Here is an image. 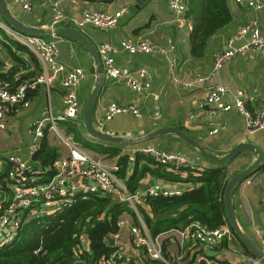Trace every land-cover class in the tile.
<instances>
[{"label": "crops", "instance_id": "1", "mask_svg": "<svg viewBox=\"0 0 264 264\" xmlns=\"http://www.w3.org/2000/svg\"><path fill=\"white\" fill-rule=\"evenodd\" d=\"M6 1L16 19L28 27L39 29H51L54 15L51 3L55 1H60L64 13L69 18L68 23L62 24L59 28L77 29L73 20L79 19L86 10H102L113 13L124 6L128 7V11L121 18L117 28L103 31L88 27L82 32L97 51L103 43L112 44L117 49L115 58L119 67L130 70L146 69L152 79V89L150 94H137L125 83L105 78L103 89L94 109L93 119L98 130L112 136L138 140L158 129L173 126L182 129L190 137L200 142L209 152L219 157L227 155L237 145L243 143L254 145L264 154V131L250 134L244 117L237 110L215 115L212 112V107L205 105L207 89L211 85H221L228 90L226 96L228 103H233L236 93L243 91L248 109L252 113L256 112L264 101V58L259 51L254 50L249 55L234 58L210 83L204 84L196 90L187 91L174 84L169 71L170 63L164 54L132 55L124 51L121 46L123 41L138 43L142 40L166 49L174 46V53L179 62L178 78L181 81H192L210 73L216 55L224 49L227 40L240 27L250 21L257 20L259 28L264 34V14L262 12L249 9L244 5H238L236 0H228L233 16L232 23L209 39L204 57L194 58L191 54V33L194 23L192 18L188 16L189 11L187 13L189 25L184 27L170 11L168 0H142L140 3L138 2L140 0H116L111 4L86 0H47L48 4L46 5H43V0H32L33 11L29 14L25 13L22 7L14 3L13 0ZM2 19L6 22L3 16ZM42 37L46 40H56L58 58L65 65L67 71L82 69L85 72V79L78 90L80 117L76 122L58 123L60 133L74 138L68 132L67 127V125L74 123L81 130L83 137L90 143L102 142L92 138L82 123L85 104L98 82V70L92 55L82 42L74 38ZM9 43L10 51L0 40V58L3 62L1 69L3 71L15 68L17 69L15 75L19 78L33 77L41 73L39 60L32 52L25 47L18 49L13 41ZM62 78L63 75L56 80L50 90L41 87L30 93L28 106L12 107L6 113L7 128L5 130L0 129V180L6 175L9 167V156L21 157L29 163L30 168H35L32 164L33 156L30 154V147L35 143L32 129L37 121L51 116L57 117L63 113L65 89L61 83ZM10 80L16 84L15 79ZM154 95H159V99L155 100ZM111 103L136 106L141 111L142 117L137 118L132 114L118 115L101 128L99 124L104 109ZM221 124L225 125L226 129L216 135H210V132ZM50 127V122H47L44 137L51 146L59 149V158L66 157L69 154V148L62 141L55 140V134L58 135V133ZM43 138L39 142L40 145ZM114 145L121 147L122 155L129 157L128 177L132 175L135 169L137 153L150 158L141 151L148 147L185 155L193 161L194 168L210 169L218 166V164L206 160L197 150L174 134L158 136L131 144ZM84 150L93 157L102 160L109 167L117 166L119 168V157L108 158L85 148ZM132 157L135 160L133 162L131 161ZM254 161L255 157L250 153L239 155L227 165L229 179L247 169ZM145 165L155 168L154 165L147 164L145 161L139 163L138 166L141 169ZM35 169L40 172L38 176L40 183L46 182L54 176L45 179L42 176L44 174L42 170L40 168ZM167 171L170 172L168 169ZM186 176V173L182 174L183 178ZM121 181L125 182L124 180ZM124 185L127 188L125 183ZM156 185L165 189L180 190L183 193L198 187V184L172 182L150 172L145 173L136 192L139 195L136 208L130 205V208L136 212L140 225H136V220L131 214L124 213L120 219V222L124 224L120 227L118 237L113 239L111 236L109 239V243L111 240L114 241L112 245L115 249L122 248L126 253L132 255V264H162L146 259L143 250L135 247L131 232L133 227H139L150 234V230L139 214L137 206L140 205L149 211V208L144 205V199L148 197L149 190ZM8 195V191L1 190L0 200L7 199ZM76 197L73 199L74 202ZM232 199L234 202L237 201L239 205L235 207V213L241 230L261 251L264 240V164L251 178L234 189ZM184 225L185 222L180 224L178 229ZM176 230L164 232L159 236L163 243L164 256L172 264H248L247 259L254 257L249 249L237 240L236 236L232 243L225 241L216 248L207 249L200 244L183 240ZM82 241L84 251H89L87 236H84Z\"/></svg>", "mask_w": 264, "mask_h": 264}, {"label": "built area", "instance_id": "2", "mask_svg": "<svg viewBox=\"0 0 264 264\" xmlns=\"http://www.w3.org/2000/svg\"><path fill=\"white\" fill-rule=\"evenodd\" d=\"M13 1L20 5L25 13L29 14L33 11L32 0ZM168 2L173 15L182 26L187 27L189 25L188 0H168ZM236 2L238 5H244L264 14L263 0H236ZM42 3L43 5L48 4L47 0H43ZM51 8L54 14L51 29L68 23L69 18L64 13L60 1L52 2ZM127 11V6L113 13L102 10H86L79 19H74L73 22L81 31L88 27L103 31L112 30L118 27L121 18ZM0 30L10 39L32 52L38 58L41 67V73L33 77L17 79L16 84L4 78V71L0 68V129L7 128L6 113L12 107L28 106L30 93L41 87L50 90L56 80L63 75L61 83L65 89L64 111L57 117L51 116L34 124L32 133L35 143L30 147V154L33 156L38 152L39 142L45 135L47 122H50V128L61 135L60 140L69 148V154L66 157H60L55 161L56 174L43 183L38 182L40 172L30 169L27 161L18 156H9L7 179L0 182V191L5 189L9 192L7 199L0 200V248L14 243L26 221L54 214L62 207H70L78 194L83 198L100 194L120 203H129L136 208L139 195L130 193L125 187L117 175L119 168L117 166L109 167L102 160L85 151L82 144L73 137L64 136L59 131L58 123L76 122L80 117L78 90L85 79V72L82 69L67 71L65 65L58 58V45L55 39L46 40L40 36H30L18 32L3 21L1 13ZM121 46L124 51L132 55L164 54L170 63L169 71L174 84L187 91L196 90L202 85L210 83L228 63L238 56L249 55L256 50L264 58V34L261 32L257 20L250 21L240 27L227 40L224 49L216 55L208 75L197 77L192 81H181L178 78L179 62L174 53V46L166 49L146 40L138 43L123 41ZM116 53L117 49L110 43H103L99 46L98 54L105 78L123 82L137 94H150L152 79L148 71L144 68L130 70L119 67L115 58ZM227 94L228 90L224 86L211 85L207 89L205 105L212 107V112L215 115L237 110L244 117L250 134L264 131V101L257 111L252 113L246 105L243 91L236 93L233 103L226 101ZM154 98L158 100L159 95H154ZM123 114H132L137 118L142 117L141 111L136 106L111 103L104 109L100 127L103 128L116 116ZM225 129V125H218L210 132V135H216ZM141 151L169 171L179 168H194V163L189 157L177 152L162 151L155 147H148ZM131 161H135L133 157ZM182 193L180 190L165 189L156 185L149 190L148 196L174 197L180 196ZM123 224L120 222V227ZM131 232L135 247L143 250L146 259L151 262L172 264L164 256L163 243L159 237L154 238L145 229L139 227H133ZM176 232L183 240L192 241L207 249L216 248L225 241L232 243L235 239V235L228 225L208 229L200 223L193 222ZM119 233L114 235L113 239L118 237ZM84 252L83 241H81V244L77 246L76 255H81ZM261 252L264 255V240ZM132 260V255L126 253L122 248H116L111 256L103 259L100 264H132ZM247 263L262 264L255 257H249Z\"/></svg>", "mask_w": 264, "mask_h": 264}, {"label": "trees", "instance_id": "3", "mask_svg": "<svg viewBox=\"0 0 264 264\" xmlns=\"http://www.w3.org/2000/svg\"><path fill=\"white\" fill-rule=\"evenodd\" d=\"M86 1L111 4L116 0ZM188 2L190 7L188 16L194 23L191 33V54L194 58H202L206 54L209 39L228 27L233 21V16L228 0ZM4 35L9 41L4 40L2 44L10 51L9 42L13 40L5 33ZM13 44L18 49L23 47L15 41ZM2 65L0 58V68ZM16 73L17 69L13 68L4 71L3 77L15 81L21 79L15 75ZM67 127L68 132L76 141L81 142L86 150L108 158L119 157L117 175L125 181L130 193L137 192L146 172L172 182L198 184V187L185 191L180 196L146 197L144 205L149 211L140 205L137 206L152 237H159L162 233L174 229L178 230V226L184 222L183 227L197 222L208 229L225 225L232 229L224 203V190L229 181L227 165H218L210 169L179 168L172 170L174 172H168L153 158L137 153L135 169L128 177L129 157L122 155L121 147L104 142L90 143L83 137L76 124L72 123ZM59 156V149L51 146L44 137L38 152L33 155L32 164L42 170L45 179H50L56 173L54 163ZM142 161L154 165L155 168L145 165L140 169L138 165ZM35 168L30 169L38 170ZM184 173L187 176L183 178ZM6 179L7 173L0 182ZM127 212L139 226L137 214L130 208L129 203H120L100 194L89 195L86 198L78 194L70 207H63L54 214L26 221L14 243L0 248V264H100L115 251L109 239L119 233L120 219ZM232 231L240 241L233 229ZM84 236L88 238L89 251L76 255L77 246L81 244Z\"/></svg>", "mask_w": 264, "mask_h": 264}, {"label": "water", "instance_id": "4", "mask_svg": "<svg viewBox=\"0 0 264 264\" xmlns=\"http://www.w3.org/2000/svg\"><path fill=\"white\" fill-rule=\"evenodd\" d=\"M142 0L138 1L139 3ZM0 12L5 19V21L16 31L25 33L30 36H56V37H71L74 38L80 42H82L85 47L88 49L90 54L92 55L96 68L98 70V82L97 85L90 95L86 107L83 113V119L82 123L87 131V133L94 139H98L102 142L107 143H114V144H120V143H136L140 141H146L153 139L158 136H165L168 134H174L178 137H180L182 140H184L188 145H190L192 148L197 150L202 157H204L206 160L218 164V165H228L232 161H234L239 155L243 153H250L255 157L254 163L249 166L247 169H245L242 172H239L232 176L229 181L227 182L224 190V203L225 208L227 212V216L229 219V222L231 224L232 229L234 230L237 237L240 239V241L249 249V251L253 254V256L261 261L262 264H264V255L262 252L254 245V243L248 238V236L241 230L238 221L237 216L235 213V207H238V202L233 201L232 199V193L234 189L243 183L244 181L251 178L257 170H259L262 165L264 164V154L260 149L255 147L252 144H239L237 145L232 151H230L227 155L219 157L214 155L213 153L209 152L200 142L190 137L186 132H184L182 129L178 127H164L161 129H158L154 131L153 133H150L144 137H141L138 140H131V139H125L122 137H116L112 136L108 133H104L100 130H98L95 127L94 124V109L97 102V99L103 89L104 83H105V76H104V70L103 66L98 54L97 49L94 47V45L88 40V38L84 35V33L78 29L74 28H56V29H39L35 27H28L25 24H23L21 21L16 19L6 0H0ZM111 244L114 243L113 240L110 241Z\"/></svg>", "mask_w": 264, "mask_h": 264}, {"label": "rangeland", "instance_id": "5", "mask_svg": "<svg viewBox=\"0 0 264 264\" xmlns=\"http://www.w3.org/2000/svg\"><path fill=\"white\" fill-rule=\"evenodd\" d=\"M6 24H7V22H5ZM0 40H2V41H9L6 37H5V35H4V33L0 30ZM86 105V104H85ZM55 134V133H54ZM55 140H57L58 142L60 141L61 142V140H60V138H61V135L60 134H55ZM63 209V207L62 208H60L59 209V211H61Z\"/></svg>", "mask_w": 264, "mask_h": 264}]
</instances>
